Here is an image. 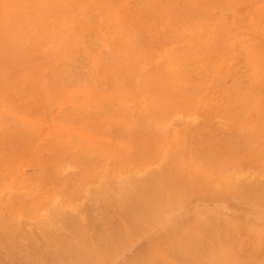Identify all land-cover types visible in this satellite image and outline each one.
<instances>
[{"label":"rangeland","instance_id":"rangeland-1","mask_svg":"<svg viewBox=\"0 0 264 264\" xmlns=\"http://www.w3.org/2000/svg\"><path fill=\"white\" fill-rule=\"evenodd\" d=\"M33 263L264 264V0H0V264Z\"/></svg>","mask_w":264,"mask_h":264},{"label":"bare ground","instance_id":"bare-ground-1","mask_svg":"<svg viewBox=\"0 0 264 264\" xmlns=\"http://www.w3.org/2000/svg\"><path fill=\"white\" fill-rule=\"evenodd\" d=\"M135 188H136V187H135ZM137 188H138V187H137ZM246 188H247V187H246ZM241 189H242V188H241ZM127 190H128V189H127ZM254 191H255V190H254ZM131 192H132V191H131ZM136 192H137V191H136ZM124 194H125V193H124ZM122 195H123V193H122ZM128 195H129V194H128ZM254 196H255V195H254ZM123 197H124V198H123ZM123 197H121V199L123 198V199L125 200V196H123ZM130 198H132V197H130ZM257 198H258V197H257ZM121 199H120V200H121ZM123 199H122V202H123ZM252 199H253V198H252ZM127 200H128V199H127ZM127 200H126V201H127ZM122 202H121V203H122ZM124 203H126V202L124 201ZM125 205H126V204H125ZM158 205H159V204H158ZM121 206H122V205H121ZM121 208H122V207H121ZM158 208H159V207H158ZM162 208H163V207H162ZM159 209H161V206H160ZM133 210H134V209H133ZM133 210H132V211H133ZM134 211H135V210H134ZM134 211H133V212H134ZM134 213H135V212H134ZM134 213H133V215L136 214V213H135V214H134ZM133 215H132V216H133ZM135 217H136V215H135ZM140 218H141V217H140ZM135 220H136V219H135ZM137 221H138V220H137ZM133 222H134V221H133ZM137 224H138V223H137ZM132 225H133V224H132ZM151 225H152V224H151ZM134 226H135V225H134ZM133 228H134V227H133ZM137 230H138V228H137ZM54 247H55V246H54ZM49 249H50V248H49ZM53 251H54V250H53ZM51 252H52V250H51ZM54 252H55V251H54ZM87 252H88V251H87ZM83 254H84V253H83ZM85 254H86V253H85ZM107 254H108V253H107ZM72 256H73V255H72ZM82 256H83V255H82ZM85 256L87 257V255H85ZM63 257H64V256H63ZM70 257H71V254H70ZM65 258H66V256H65ZM75 258H76V257H75ZM88 259H89V258H88ZM84 260H85V259H84ZM70 261H71V260H70ZM87 261H88V260H87ZM31 262H32V261H31ZM66 262H67V260H66ZM66 262H65V263H66ZM71 262H72V261H71ZM34 263H35V262H34ZM34 263H33V264H34ZM36 263H37V262H36ZM62 263H63V262H62ZM65 263H64V264H65Z\"/></svg>","mask_w":264,"mask_h":264}]
</instances>
